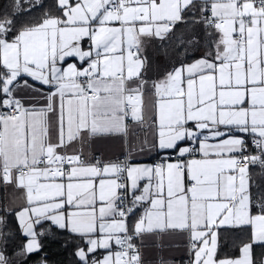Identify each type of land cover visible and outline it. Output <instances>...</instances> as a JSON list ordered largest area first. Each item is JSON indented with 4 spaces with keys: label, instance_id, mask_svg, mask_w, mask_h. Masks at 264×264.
<instances>
[{
    "label": "snow or ice",
    "instance_id": "snow-or-ice-1",
    "mask_svg": "<svg viewBox=\"0 0 264 264\" xmlns=\"http://www.w3.org/2000/svg\"><path fill=\"white\" fill-rule=\"evenodd\" d=\"M61 238L264 264V0H0V264Z\"/></svg>",
    "mask_w": 264,
    "mask_h": 264
},
{
    "label": "crops",
    "instance_id": "crops-1",
    "mask_svg": "<svg viewBox=\"0 0 264 264\" xmlns=\"http://www.w3.org/2000/svg\"><path fill=\"white\" fill-rule=\"evenodd\" d=\"M102 151H104L105 156H110V157H117L120 154V146L118 143H112L109 145H106L102 148ZM121 159L123 157H120ZM136 162L139 163H151L150 160L143 159V158H138ZM176 243L180 244V241H176ZM149 254L152 256V258H156L157 256V250L155 248H149L148 249ZM160 255H163L166 259H176L180 260L181 257L185 256V253L182 250V245L180 249L177 248H165Z\"/></svg>",
    "mask_w": 264,
    "mask_h": 264
},
{
    "label": "trees",
    "instance_id": "trees-1",
    "mask_svg": "<svg viewBox=\"0 0 264 264\" xmlns=\"http://www.w3.org/2000/svg\"><path fill=\"white\" fill-rule=\"evenodd\" d=\"M63 238L59 241L45 239V252L48 254L49 264H72V247L62 248Z\"/></svg>",
    "mask_w": 264,
    "mask_h": 264
},
{
    "label": "built area",
    "instance_id": "built-area-1",
    "mask_svg": "<svg viewBox=\"0 0 264 264\" xmlns=\"http://www.w3.org/2000/svg\"><path fill=\"white\" fill-rule=\"evenodd\" d=\"M152 162V161H151Z\"/></svg>",
    "mask_w": 264,
    "mask_h": 264
}]
</instances>
